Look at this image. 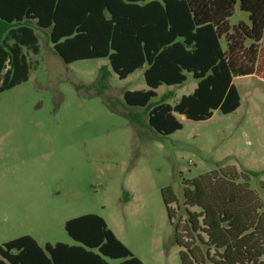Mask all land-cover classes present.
Returning <instances> with one entry per match:
<instances>
[{
  "label": "rangeland",
  "instance_id": "rangeland-1",
  "mask_svg": "<svg viewBox=\"0 0 264 264\" xmlns=\"http://www.w3.org/2000/svg\"><path fill=\"white\" fill-rule=\"evenodd\" d=\"M238 21L247 14L237 5L230 24ZM35 32L38 54L25 51L28 80L0 93V245L22 236L41 247L74 244L64 223L94 214L143 264H182L174 228L178 223L186 242L184 185L228 169L247 181L264 216V80L234 78L235 112L214 111L199 122L176 115L182 128L163 136L149 126L145 108L124 104V92L147 90L141 73L120 80L104 59L66 65L47 32ZM102 67L110 72L105 81ZM195 87L187 74L180 86H160L151 103L171 92L165 102L173 106ZM165 189L175 199L171 222ZM210 255L218 260L212 248Z\"/></svg>",
  "mask_w": 264,
  "mask_h": 264
},
{
  "label": "trees",
  "instance_id": "trees-1",
  "mask_svg": "<svg viewBox=\"0 0 264 264\" xmlns=\"http://www.w3.org/2000/svg\"><path fill=\"white\" fill-rule=\"evenodd\" d=\"M237 5L247 21L231 25ZM35 29L47 32L52 51L66 65L104 59L120 80L143 70L147 90L126 91L123 101L145 108L149 126L163 136L182 128L176 115L199 122L214 111L235 112L240 97L234 78L264 80V0H0V93L28 80L25 51L39 52ZM100 73L101 81L110 74L105 67ZM187 74L196 81L190 95L173 106L165 102L171 92L151 103L160 86H180ZM227 171L184 185L188 240L181 242L178 223L174 228L182 264H254L264 256L259 200L247 181ZM162 201L171 222L175 199L167 189ZM63 227L73 245L41 247L22 236L0 245V264H143L97 215L70 219Z\"/></svg>",
  "mask_w": 264,
  "mask_h": 264
},
{
  "label": "crops",
  "instance_id": "crops-1",
  "mask_svg": "<svg viewBox=\"0 0 264 264\" xmlns=\"http://www.w3.org/2000/svg\"><path fill=\"white\" fill-rule=\"evenodd\" d=\"M136 72L141 73V75L143 76V70H141V71H136ZM67 245H69V244H67ZM70 245H73V244H70Z\"/></svg>",
  "mask_w": 264,
  "mask_h": 264
}]
</instances>
